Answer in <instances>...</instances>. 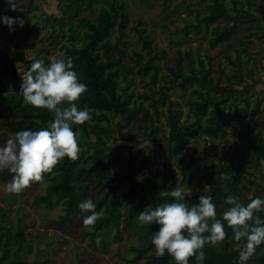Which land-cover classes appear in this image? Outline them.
Wrapping results in <instances>:
<instances>
[{"label":"trees","instance_id":"trees-1","mask_svg":"<svg viewBox=\"0 0 264 264\" xmlns=\"http://www.w3.org/2000/svg\"><path fill=\"white\" fill-rule=\"evenodd\" d=\"M84 1L70 0L62 9L68 19L78 20L77 25L70 23L69 30H65L66 22L60 20L62 17L54 15L59 29L53 25L47 37L43 39L42 28L35 27L28 41L29 49L39 56L35 59H41L45 64L60 57L70 56L73 59V67L81 80L88 85L78 103L80 107H87L91 113V118L84 124L74 125L79 133L88 137V141H79V147L83 150H79L78 158L70 160L64 157L52 172L44 173V177L50 178V184L44 193L35 196L34 203L47 208L62 204L63 213L59 217V223L67 230L77 227V219L88 214L80 209L79 203L88 196L91 189H97L98 197L94 202L97 204L96 210L102 211L103 215L97 220L94 230L90 231L88 226L82 231L83 240L88 239L92 248L106 253L109 251L106 232L114 228L115 237H118L123 229L128 230L135 233L140 240L139 244L131 247L135 255L126 260L128 264H176L174 257L168 253L163 256L155 254L151 235L158 230L159 225H141L136 219L138 213L146 206L154 207L174 199L171 196H162V192L183 185L191 189L185 200L192 204L199 202V196L203 195L206 189L205 194L213 196L220 212L229 207L224 203L228 194L237 195L244 204L257 195H264V184L261 185L262 189H259L258 181L254 177L243 174V168L246 166V171L251 172L249 168L264 165V118L261 119L264 114V99L252 104L250 89L253 81L245 83L246 79L253 80L254 74L260 68L255 55L250 52L251 45L255 44L254 38L264 41V25L261 18L245 7L247 3L256 5V2L201 0L194 8L187 6V11L197 13L194 23L196 28L201 23L210 25L223 21L212 30L213 36L209 41L211 48L227 42L232 37L240 43L238 47L235 42L229 41L227 48L232 52L223 55L224 60L232 67V74L226 73L223 63L218 61L220 75L215 79L214 58L207 55L206 63L198 53V62L195 64L190 50L185 52L186 67L179 63L176 68L168 67L167 74H161L162 64L158 60L167 56L166 50L163 49L160 53L155 50L152 34H147L145 28H131L138 34L142 48L139 51L132 49L130 53L127 51L129 31L127 23L122 20V14L128 9V5L124 0H104L97 20L82 16L84 10L93 9L92 1L83 7ZM6 9V0H0V14H6ZM203 9L205 12L201 13ZM26 13L28 11L24 10L22 15ZM186 30H189L188 26ZM115 31L117 34L113 39ZM173 40L175 43L182 42ZM42 42L45 45L38 51V44ZM19 44L21 42L17 45ZM56 47L60 49V53H54L52 56V50ZM244 57L247 59L244 60ZM253 61L254 63L250 64ZM32 62L22 51L0 48L1 142L18 130H37L45 127L54 118L47 109H36L26 104L19 93L22 77ZM262 66L264 68V65ZM134 73L148 77L149 90L154 89L139 93L143 100L135 98ZM234 84H240L242 88L235 87ZM176 86L182 90L191 86L196 96V99L190 102V111L195 116L192 124H184L178 114L182 103L171 98L169 90ZM239 97L243 105L239 104ZM146 101L151 112L147 123H141L140 117L145 112ZM117 117L119 120L116 126H113ZM135 122L137 133H134L135 129L132 127ZM152 122H160L162 126L152 127ZM242 124L245 132L242 137H238L240 142L236 139L234 147L229 149L230 162H225L224 156L214 150L213 154L220 162L216 164L214 159H211L213 162L210 167L205 161V156L195 154L196 146L190 147L193 140L202 137L205 125L215 128L216 132L225 137L230 128L236 129ZM115 128L126 129V132L119 133L122 134V139L131 143L127 155L123 145L115 146L110 143ZM164 133L168 135L165 136ZM136 134L141 135L143 140L133 143ZM159 140H163L165 144L164 152H160L161 160L148 155L133 161L136 150L134 145L141 146L144 141L160 144ZM227 143L228 141L225 145ZM188 149L189 158L185 161ZM87 161L94 169L92 180L85 184L77 182V174ZM225 173L228 179L223 178ZM13 175L7 168L0 171V183L11 181ZM256 215L264 218V211ZM225 231L227 236L222 241L205 246L204 264H237L239 248L235 247L237 241L232 239V228L226 222ZM97 237H100L99 243ZM10 240L15 241L18 251L24 249L27 240L24 225L18 226L14 233L7 227L0 229V242L4 243L1 246L0 264H3V260L10 254ZM189 259L191 264H196L195 257ZM24 262L21 257H17L10 264ZM82 262L79 261V264ZM247 264H264V244L257 247Z\"/></svg>","mask_w":264,"mask_h":264},{"label":"rangeland","instance_id":"rangeland-1","mask_svg":"<svg viewBox=\"0 0 264 264\" xmlns=\"http://www.w3.org/2000/svg\"><path fill=\"white\" fill-rule=\"evenodd\" d=\"M89 1H92L93 9L84 10L82 16H90L97 20L99 9L105 1L85 0L82 6L86 7ZM124 1L127 3L128 9L122 14V20L124 23H127V30L129 31L127 36V40L129 41L127 51L129 53L132 49L139 51L142 48L138 34L134 29H131L133 26H141L147 30V34H152L155 50H158L159 53L163 49L166 50L167 56L165 58H159L158 60L162 64L161 74H167L169 72L168 67L176 68L179 63L186 67L187 59L185 58V52L187 50L191 51L195 64L198 62V53H200L201 57L204 59L207 55H211L214 58L213 77L215 79L220 75L218 61L223 63L226 73L232 74V67L227 64L223 55L232 52L227 48L229 41L235 42L238 47H240V43L232 37L227 42L215 48L210 47L209 41L213 36L212 30L216 25L222 24L223 21L213 22L210 25L201 23L200 26L196 28L194 23H196L197 13L195 11H187L186 8L189 5L191 8H194L195 4H198L201 0H168L166 3V0ZM255 2L256 5L247 3L245 7L251 9L261 18L262 24L264 25V0H255ZM17 3L18 8L15 10L7 7L6 15L13 17L22 16L25 18L26 22L22 28L15 26V31L17 30V32H15L9 31L8 26L0 21V48L22 51L25 53L27 59L31 61L39 57L35 55V53L33 54L28 47V41L35 27L40 26L42 28L41 37L44 39L47 37L53 25L57 30L59 29L57 28L58 21L54 20V15L62 17L60 20L66 22L64 27L65 30H69L70 23L74 25L78 23L77 19L71 20L64 16L62 9L70 3V0H17ZM202 8H204V6ZM24 10H27L28 13L22 15ZM204 12L205 9H203L201 13ZM187 26L189 30H186ZM115 34H117L116 31L113 33V39H115ZM173 39H178L182 42L175 43ZM254 40L255 44L251 45L250 52L255 55L260 68L254 74L253 80H245V83H252L253 81L250 89L252 104H255L256 101L260 99H264V84H259L260 82H264V68L262 66L264 65V41L257 38H254ZM20 42L21 44L17 45ZM14 44L16 46H14ZM43 45H45L44 42L39 43L37 50L41 49ZM54 53H60V49L56 47L55 50H52V56ZM259 57H261V59H259ZM246 59L247 58L244 57V60ZM205 62L207 63V59H205ZM253 63L254 61L250 62V64ZM133 77L135 79V98L143 100V97L141 95L139 96V93L144 91L150 92L154 89L149 90L150 82L148 77H142L137 73H134ZM233 86L242 88L240 84H234ZM169 92L172 99L179 100L182 103V107L178 112L181 120L184 124H192L195 120V116L190 111V102L196 99L195 94L192 92V87L189 86L188 89L182 90V88L176 86L169 90ZM238 102L240 105H243L240 97L238 98ZM145 103V112L140 117L141 123H145L148 120V115L151 112L150 105L147 104L148 101ZM263 118L264 114L261 119ZM118 120L119 117L114 120L113 126H116ZM163 120L164 117L161 119L162 123ZM248 121H250V119ZM122 122L125 123L123 119ZM150 124L152 127H156L157 125L162 126L160 122H152ZM163 126L165 128L166 124L163 123ZM132 127L135 129L134 133H137V122H135ZM119 132L124 133L126 129H116L111 134L112 138L110 143L115 146L123 145V147L126 148L124 153L127 155V149L131 143L129 140L125 141L122 139V134ZM244 132L242 124L236 129L230 128L226 136L222 137L220 132L215 131V128H209L205 125L204 130H202V137L199 140H193L190 143V147L193 145L196 146L195 154L205 156V161L210 167L213 162L211 159H214L216 164L220 162L214 156V150L218 151L221 156H224L225 162H230L231 156L229 155V149L234 147V141L236 139L240 142L238 137H242ZM164 135L166 136L168 134L164 133ZM9 138L4 142L0 141V144L5 143ZM80 140L83 142L88 141V137L80 133ZM141 140H143L142 136L136 134V139H134L133 143ZM159 141L160 144L157 142L146 143V141H144L141 146L134 145L136 150L132 158L133 161L148 155H152L156 159L161 160L159 156L160 152H164L165 148L163 145L165 144L163 140ZM226 141H228V143L225 145ZM80 149L83 150L82 147ZM87 152L86 149L85 153ZM188 158L189 149L185 155V161H187ZM176 169L178 168L176 167ZM246 169H248V166L243 168V174L245 176L254 177L258 181L259 189H262L261 185L264 184V165L259 168H249L251 172H247ZM93 171V166L87 161L86 165L78 172L76 181L84 184L90 182L92 180L91 175ZM9 182L10 181L0 183V229L7 227L14 233L17 231L18 226L24 225V230L27 233V240L24 249L19 251L15 241L10 240L8 243L10 246V254L3 260V264H10L11 261L17 257H21L25 261L24 264H79V261H83L82 264H128L126 260L134 257L135 251L132 250L131 247L140 243L139 237L135 233L123 229L122 234L115 237L114 228L107 231L105 235L109 244V251L104 253L100 249L96 250L92 248L89 245L88 239H82V231L88 228V226L83 223L84 215L77 219V227L68 228L66 230L59 223V217L63 213L62 204H56L54 207L47 208L44 205L34 203L35 196L46 191L47 186L50 184V178L44 177L42 181L33 182L19 194L8 193L6 191V185ZM255 191L256 189L252 190L249 197H251ZM88 197L95 200V198L98 197L97 189H91L86 198ZM240 202L242 203L241 200ZM217 212L218 216L222 218L223 212H220L218 209ZM122 221L123 220H121V222ZM3 245L4 243L0 242V256L2 255L1 246ZM242 246L243 245L238 242L235 243L236 248Z\"/></svg>","mask_w":264,"mask_h":264},{"label":"clouds","instance_id":"clouds-1","mask_svg":"<svg viewBox=\"0 0 264 264\" xmlns=\"http://www.w3.org/2000/svg\"><path fill=\"white\" fill-rule=\"evenodd\" d=\"M6 7L18 8L17 0H6ZM0 21L9 31L15 26L23 27L25 18L0 14ZM73 59L60 57L45 64L35 59L24 73L19 93L26 104L36 109H47L53 119L45 127L37 130L25 128L15 132L0 144V171L9 169L14 175L6 185L8 193L19 194L33 182L42 181L44 173H50L64 157L76 160L79 156L80 133L74 125H82L91 118L87 107H80L79 100L88 85L79 77L73 67ZM223 178L228 179L227 173ZM191 191L183 185L162 192V196L174 199L157 206H146L136 219L141 225H159L151 235L157 256L168 253L176 264H204L205 246L216 244L226 236L225 222L231 226L234 239L242 242L237 264H247L257 247L264 244V218L256 213L264 211V195L251 198L247 204L241 203L235 194H228L224 203L229 205L218 218L217 204L211 194L199 196L198 203L189 204L185 197ZM83 223L94 230L97 220L103 215L97 211V204L91 197L79 203ZM100 237H97L99 243Z\"/></svg>","mask_w":264,"mask_h":264}]
</instances>
